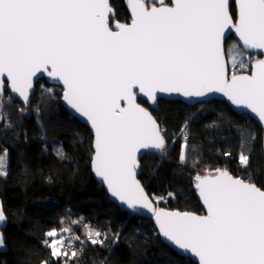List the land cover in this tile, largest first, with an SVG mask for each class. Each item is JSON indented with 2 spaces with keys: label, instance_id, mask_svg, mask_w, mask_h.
Instances as JSON below:
<instances>
[{
  "label": "snow or ice",
  "instance_id": "1",
  "mask_svg": "<svg viewBox=\"0 0 264 264\" xmlns=\"http://www.w3.org/2000/svg\"><path fill=\"white\" fill-rule=\"evenodd\" d=\"M129 2L131 23L113 31L109 0H0V98L5 77L25 104L38 72L62 82L64 99L91 122L94 169L112 195L130 208L154 212L162 235L195 254L199 264H264V187L250 179L221 169L197 175L205 216L153 207L136 179V154L141 148L163 150L166 141L134 91L138 87L153 102L157 92L188 97L224 92L264 123V60L256 61L252 75L233 71L229 79V55L233 70L245 64L240 50L225 47L234 29L245 49L264 50V0H237L235 15L230 0ZM62 148L56 151L61 158ZM6 156H0L3 176ZM239 162L250 167L249 154L241 151ZM5 219L0 204V222ZM86 227L87 241L103 246L105 234ZM45 235L51 259L41 264H75L74 245L84 243L79 236L66 227Z\"/></svg>",
  "mask_w": 264,
  "mask_h": 264
},
{
  "label": "trees",
  "instance_id": "2",
  "mask_svg": "<svg viewBox=\"0 0 264 264\" xmlns=\"http://www.w3.org/2000/svg\"><path fill=\"white\" fill-rule=\"evenodd\" d=\"M111 5L116 11L111 23L131 21L127 0H111ZM232 8L235 15L234 2ZM229 45L240 47L233 36L227 39L226 48ZM245 72L249 71L240 73ZM51 87L56 85L38 80L28 106L7 90L3 95L10 126L0 130V154L8 152V174L0 179L6 215L1 227L6 248L0 249V264L48 260L45 234L62 227L84 241L79 242L77 257L71 258L75 264H197L162 241L151 219L129 213L109 199L92 172L91 129L64 107L62 91H48ZM140 102L149 107L144 99ZM150 109L164 130L167 149L162 155L145 154L139 177L154 201L163 197L161 206L203 211L194 188L199 172L181 160L188 133L205 144L207 171L224 168L244 179L251 174L250 180L264 187L263 129L254 118L236 113L223 99L190 105L180 99L160 98ZM60 145L63 158L56 154ZM241 151L250 156L248 168L239 162ZM86 226L107 231L103 246L87 241Z\"/></svg>",
  "mask_w": 264,
  "mask_h": 264
},
{
  "label": "water",
  "instance_id": "3",
  "mask_svg": "<svg viewBox=\"0 0 264 264\" xmlns=\"http://www.w3.org/2000/svg\"><path fill=\"white\" fill-rule=\"evenodd\" d=\"M173 2V0H170V2L166 3V4H169L171 5V3ZM235 3V6H236V3H237V0H230V3L232 5V3ZM148 3V2H147ZM109 4L111 6V8L113 9V12H114V15H111L110 14V17H109V25L110 27L113 29V31L117 30V24H130V22H127V23H124V22H120V21H114L113 23H111V20H113L115 17H116V11L115 9L113 8V6L111 5V0H109ZM150 4H154V3H150ZM157 4V6H159L158 3H155ZM127 8L130 12V16H131V20H132V12H131V6H130V2L129 0H127ZM230 36H233L236 40H237V43L239 44V46L247 53H255V54H258L259 57L254 60L251 64V70L249 72H245V73H239V74H236V75H252L253 74V66L254 64L256 63L257 60H264V50H261V49H245L244 48V45H243V41L239 38V35L235 33L234 29L231 30V33L230 35L228 36V38ZM227 42V40H226ZM225 47H226V44H225ZM227 62H228V77L230 79L231 75H230V68H229V61H228V57H227ZM40 79H45L48 83L50 84H53V85H57V86H61L62 89H63V92H62V103L64 105V107L69 111V113L77 118L78 120L82 121L83 123H85L86 125H88V127L91 129L92 133H93V150H94V129L91 125V122L87 119V117L83 116L82 113L78 112L76 109H74L65 99H64V87L62 85V82L61 83H55L54 80L52 78H50L48 76V74L46 72H38L36 74V76L33 77V89L30 90V99H29V103L28 104H25L26 106L30 105L31 103V100H32V96H33V93L35 92L36 90V84L38 82V80ZM4 84H5V90H4V93L5 91L7 90L13 97H15L16 99H19L20 101H22V99L18 96V94H14L8 84V80L7 78L5 77V80H4ZM134 91L137 92V96H136V102L138 104H140L141 107L143 108H146L150 113H152L151 109L150 108H155L158 104V101L160 98H167V99H180V100H183L185 103L187 104H190V105H194L196 103H199V102H204V101H208V100H211V99H223L225 100L230 106L231 108L238 114H247L249 116H251L252 118H254L259 124L260 126L262 127L263 129V149H264V123H262L258 117V115L254 112H252L251 109L247 108L246 106L244 105H241V104H237L235 102H233L231 99H229V97L224 93V92H219V91H214V92H209V93H206L204 96H201V97H195V96H192V97H188V96H185L182 92H157L156 93V101L153 102L151 100L150 97H148L145 93H141L139 92V89L138 87L136 89H134ZM144 99L148 105H144L140 102V99ZM122 103H125V102H122ZM152 115L154 116V114L152 113ZM155 117V116H154ZM156 118V117H155ZM157 119V118H156ZM159 123V121H158ZM160 124V123H159ZM161 127V125H160ZM165 137V136H164ZM165 141H166V144H165V147L167 145V140L165 138ZM165 149V148H164ZM164 149L163 150H159V149H155V148H141L137 154H136V157H137V161H138V167L136 169V179L140 182L141 186L144 188V191L148 194V197L149 199L152 200V204H153V207L156 208V209H165L166 211H169V212H176V211H179V212H186V213H191V214H195L197 216H205L207 215V205L204 203V200H203V197L200 195V191L199 189L196 187V184H197V181L195 179V182H194V188L196 189V193H197V196H198V199L203 207V211L202 212H196V211H182V210H178V209H169V208H166V207H163V206H158L156 204V202L152 199V197L150 196V194L148 193L145 185L143 184L142 180L140 179V174H141V171H142V163H141V159L143 158V156L147 153H152V154H157V155H162L163 152H164ZM218 169H221V170H227V169H224V168H218ZM232 176L234 177H237V178H243V177H239V176H235L233 173H231L229 170H227ZM92 172H93V175L95 176L96 180L101 183L102 185H104L108 195H109V199H111L113 202H115L116 204H118L119 207H121L123 210L129 212V213H132V214H135V215H138L140 217H143V218H147V219H151L152 222L154 223L155 227L157 228L159 234H160V237L162 239V241H164L167 245H169L170 247H172L179 255L181 256H185V257H189L191 259H193L197 264H199V258L195 256V254L191 253V252H188V251H185L184 249H181L179 248V246L175 245L172 241L168 240L166 237H164L162 235V233L160 232V229H159V224L156 220V217H155V214L154 212H152L150 209H146L140 205H137L135 209L133 208H130L125 202L121 201L118 197H115L114 195H112L110 189L108 188L107 186V183L105 181H103V179L96 173L95 169H94V154H93V158H92ZM208 172H212V171H206L204 173H199L197 175H205L207 174ZM215 171H213L214 173ZM244 179V178H243ZM257 185V184H256ZM258 186V185H257ZM259 187V186H258Z\"/></svg>",
  "mask_w": 264,
  "mask_h": 264
},
{
  "label": "rangeland",
  "instance_id": "4",
  "mask_svg": "<svg viewBox=\"0 0 264 264\" xmlns=\"http://www.w3.org/2000/svg\"><path fill=\"white\" fill-rule=\"evenodd\" d=\"M164 2L167 3L166 0H164ZM227 48H234V49L240 50V52L243 55V60H244V64H245V67H240L239 65H237V67L233 70V68L231 66V58H230V55H229L228 56V61H229L230 75L233 74V71L235 72V74L240 73V72H244V71H250L252 62L259 57L258 54L247 53L241 47H237L236 45H229ZM49 90H51L52 92H57V91L61 90L63 92L62 87L61 86H57V85H56V87L49 88ZM5 102H6V100H5L4 97L0 98V116L3 117V119H0V130H1V132L6 131L8 129V127L10 126V124H9V122L7 120V115H6V110H5V106H6ZM186 133H188V132H186ZM188 134H189V136H187V135L185 136V137H187V141L186 142H187V146L188 147L184 148V152H183V155L185 157L184 161L186 163H189L193 167V169H195L199 173H204L205 171H207L204 168V166H205L204 165V159H205V154H206V146L200 140L196 139L192 134H190V133H188ZM166 149H167V147H165L163 153L166 152ZM5 152L7 153V156H6V168H7V174H8V152L7 151H5ZM5 152L0 154V156H4ZM5 177H7V175L6 176L0 175V179H4ZM252 177H253V175H251V174L246 176L247 179H252ZM161 200L162 199L156 198V200H155L156 204L160 205ZM0 204H1V200H0ZM5 217H6V215H5ZM5 223H6V219H5V221L0 222V234H2V235H3V233L1 231V227L4 226ZM3 238H4V235H3ZM5 248H6V246H5L4 242H3V245H0V249H5ZM50 259H51V257L48 260H50Z\"/></svg>",
  "mask_w": 264,
  "mask_h": 264
},
{
  "label": "built area",
  "instance_id": "5",
  "mask_svg": "<svg viewBox=\"0 0 264 264\" xmlns=\"http://www.w3.org/2000/svg\"><path fill=\"white\" fill-rule=\"evenodd\" d=\"M71 231H72V230H71ZM98 231H100V232H102V233L105 234V236L103 237V239H105L106 236H107V231H105L104 229H100V230H98ZM72 234L76 235V233H75L74 231H72ZM78 246H79V242H76L75 245H74L76 251H77Z\"/></svg>",
  "mask_w": 264,
  "mask_h": 264
},
{
  "label": "flooded vegetation",
  "instance_id": "6",
  "mask_svg": "<svg viewBox=\"0 0 264 264\" xmlns=\"http://www.w3.org/2000/svg\"><path fill=\"white\" fill-rule=\"evenodd\" d=\"M168 2H170V0H169ZM168 2H167V3H168Z\"/></svg>",
  "mask_w": 264,
  "mask_h": 264
}]
</instances>
